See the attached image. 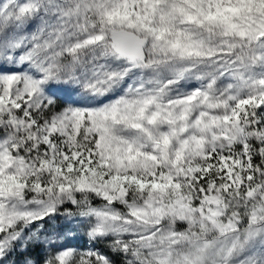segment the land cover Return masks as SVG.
<instances>
[{"label":"snow or ice","instance_id":"obj_1","mask_svg":"<svg viewBox=\"0 0 264 264\" xmlns=\"http://www.w3.org/2000/svg\"><path fill=\"white\" fill-rule=\"evenodd\" d=\"M0 264H264V0H0Z\"/></svg>","mask_w":264,"mask_h":264}]
</instances>
